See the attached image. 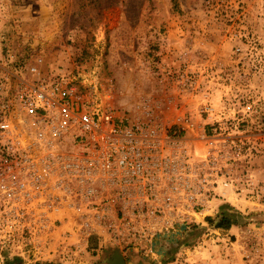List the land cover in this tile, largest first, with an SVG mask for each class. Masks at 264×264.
Instances as JSON below:
<instances>
[{"label": "rangeland", "instance_id": "374dc122", "mask_svg": "<svg viewBox=\"0 0 264 264\" xmlns=\"http://www.w3.org/2000/svg\"><path fill=\"white\" fill-rule=\"evenodd\" d=\"M36 57L80 102L157 123L191 145L203 144L194 139L202 95L230 99L226 115L243 121L244 146L228 167L238 190L152 253H119L124 264H264V0H0L1 79L14 86ZM222 212L237 232L215 227ZM98 243L62 256L0 244V264H107L117 248Z\"/></svg>", "mask_w": 264, "mask_h": 264}, {"label": "built area", "instance_id": "2783aa9c", "mask_svg": "<svg viewBox=\"0 0 264 264\" xmlns=\"http://www.w3.org/2000/svg\"><path fill=\"white\" fill-rule=\"evenodd\" d=\"M41 65L36 57L14 86L0 77V244L62 256L86 253L96 238L148 255L238 190L228 167L244 146L243 121L226 115L230 99L202 95L194 139L203 144L191 145L157 123L80 102L64 74Z\"/></svg>", "mask_w": 264, "mask_h": 264}, {"label": "trees", "instance_id": "16d2710c", "mask_svg": "<svg viewBox=\"0 0 264 264\" xmlns=\"http://www.w3.org/2000/svg\"><path fill=\"white\" fill-rule=\"evenodd\" d=\"M234 224H235V222L233 221L232 218H230L229 213L228 212H222L220 215L218 223L215 224V227L227 230Z\"/></svg>", "mask_w": 264, "mask_h": 264}, {"label": "water", "instance_id": "95a60500", "mask_svg": "<svg viewBox=\"0 0 264 264\" xmlns=\"http://www.w3.org/2000/svg\"><path fill=\"white\" fill-rule=\"evenodd\" d=\"M112 260H107V264H124L123 258L117 249L112 250Z\"/></svg>", "mask_w": 264, "mask_h": 264}, {"label": "crops", "instance_id": "0c3cea01", "mask_svg": "<svg viewBox=\"0 0 264 264\" xmlns=\"http://www.w3.org/2000/svg\"><path fill=\"white\" fill-rule=\"evenodd\" d=\"M234 204H236V203H234ZM208 212V214H209V210H207L206 212H202L201 214H199V218H201V216H206V213ZM193 221H199V219H196V218H193ZM239 228H237V227H235V226H231L229 229H227V230H224V231H226L227 233H232V232H237V230H238ZM119 251V250H118ZM120 252V251H119ZM110 255H112V250H111V252L109 253Z\"/></svg>", "mask_w": 264, "mask_h": 264}]
</instances>
